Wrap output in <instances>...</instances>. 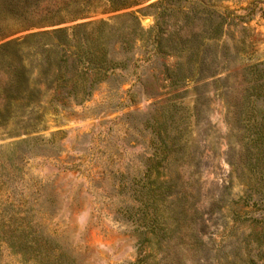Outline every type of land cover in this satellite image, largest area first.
I'll return each instance as SVG.
<instances>
[{"label":"rangeland","instance_id":"rangeland-1","mask_svg":"<svg viewBox=\"0 0 264 264\" xmlns=\"http://www.w3.org/2000/svg\"><path fill=\"white\" fill-rule=\"evenodd\" d=\"M54 3L82 15H2L0 46L103 20L126 66L82 102L41 86L38 130L0 116V264H264V0Z\"/></svg>","mask_w":264,"mask_h":264},{"label":"trees","instance_id":"trees-1","mask_svg":"<svg viewBox=\"0 0 264 264\" xmlns=\"http://www.w3.org/2000/svg\"><path fill=\"white\" fill-rule=\"evenodd\" d=\"M107 4L108 11H116L127 6L126 0H107ZM54 7V0H3L0 2V16L9 18L12 27L30 31L74 21L82 15L79 13L82 12L80 8L68 13V7L57 9ZM62 12L75 16L64 19L61 17ZM157 25L158 35L155 38L157 51L161 53L165 52L163 38L165 21H158ZM110 27L108 22L101 20L76 27L33 32L22 39L1 45L0 116L3 120L6 122L13 117L20 118L27 126L38 130L43 107L41 86L47 91L55 92L54 100L61 95L65 98V95L67 99L82 102L93 95L99 83L107 82L109 77H113L119 66L125 68V60L109 58L108 50L103 43L106 29ZM76 35H79V38L75 45ZM73 47L77 49L73 50ZM34 72L38 74L37 78ZM174 82L176 83L175 80ZM159 128L161 129V126ZM155 133L160 137V132L157 133L155 130ZM161 162L150 161L143 177L153 184L157 183ZM153 174L155 178L151 180ZM166 183L170 185L167 188L173 185L171 180ZM150 196L148 200H155L162 194H157L154 189L150 191ZM155 220L158 221L157 218Z\"/></svg>","mask_w":264,"mask_h":264}]
</instances>
